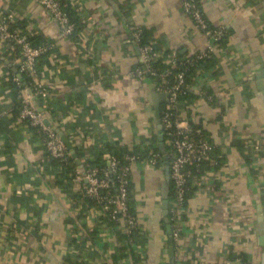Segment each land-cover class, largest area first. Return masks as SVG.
Returning a JSON list of instances; mask_svg holds the SVG:
<instances>
[{"label":"crops","instance_id":"crops-1","mask_svg":"<svg viewBox=\"0 0 264 264\" xmlns=\"http://www.w3.org/2000/svg\"><path fill=\"white\" fill-rule=\"evenodd\" d=\"M68 1L83 24L76 40L63 38L36 0H0V16L13 13L30 37L56 45L50 66L38 78L52 93L44 112L56 119V129L73 150L79 148V159L87 153L86 138L114 139L131 153H145L156 145L148 99L155 83L130 74L141 65L130 27L148 31L149 45L165 60L174 53L189 57L206 51L208 37L180 0ZM199 3L208 23L224 29L226 44L213 53L218 60L213 68L197 71L214 101L196 89L195 79L194 98L183 115L203 128L223 162L196 183L178 242L170 241L162 215L165 187L169 201L171 193L164 166L134 162L133 208L144 231L136 241L146 255L143 264H170V248L175 264H238L241 256L249 264H264V150L252 151L253 144L264 143V0ZM10 68L15 71L0 54V264H65L68 253L74 261L77 248L67 240L82 224L74 236L75 244L89 245L83 263L114 264L115 232L106 223L77 217L81 206L70 198L76 193L73 180L62 184V168L44 162L43 139L19 115L13 120ZM43 104L34 100L38 110ZM178 108L183 111L182 102Z\"/></svg>","mask_w":264,"mask_h":264},{"label":"built area","instance_id":"built-area-1","mask_svg":"<svg viewBox=\"0 0 264 264\" xmlns=\"http://www.w3.org/2000/svg\"><path fill=\"white\" fill-rule=\"evenodd\" d=\"M45 11L56 21L60 34L65 39H70L74 32V23L69 15L63 10L57 0H36ZM182 9L188 15L196 27L206 34L209 39V47L206 51L197 53L194 58L210 57L215 51L222 52L224 45H219V41L224 37L223 28H211L206 20L201 8L196 0H180ZM16 18L13 13L8 12L0 16V54L4 57L5 46L8 44L10 50L16 52L12 65L18 71L11 80L19 88L17 99L20 102L19 116L22 120L27 121L32 127H37L44 134V162L49 163L51 158L59 159L65 164L72 153L67 148L64 141L58 135L56 129V119L51 117L50 112H44L43 108H47V104L52 99V93L48 87L37 77L36 62L38 58L46 53H51L56 49L55 43L46 41L39 45H34L29 35L24 32L21 27L14 26ZM134 40L138 43L141 55V67H136L130 74L132 77L142 79L145 76H160L165 79L171 75L172 71L167 69L157 74L152 68V62L158 59L157 50L152 45H139L141 29L139 27H130ZM189 57L186 62H191ZM52 60V58H51ZM171 67L176 68L173 81H164L159 85H154L155 91L167 94V101L161 111V124L163 129L164 146H169L167 152L169 158V179L173 185V199L169 201V216L172 226V237L175 242L182 238L183 234V213L185 207L183 205L185 195L189 189V180L191 173L186 169L188 165L200 167L201 163L208 161L212 166L217 163L215 157H212L214 145L203 134V128L194 127L191 120L183 115L188 110L189 103L183 104V111L178 108L179 96L184 93L187 88L185 81V72L182 69L184 63L178 60L175 55L166 59ZM181 66V68H180ZM201 70V69H199ZM28 72L35 78L34 82L23 86L22 78L19 73ZM195 79L198 82L197 88L199 92L205 96L208 101L213 102L214 97L211 95L204 80L196 74ZM34 100H40L43 104L41 110L34 105ZM164 136L166 137L164 139ZM107 142H96L93 139L86 138L83 141V151L87 152L83 159H80L81 167L75 173L73 178V186L75 192L83 198L93 200L89 204L85 218L86 222H96L101 214H107L114 220L115 224L111 229L122 230L128 234L129 239L125 241L128 249L140 253L142 262L145 260V252L140 243L134 241L132 234L135 230L143 231L140 226L138 217L130 212L128 206V189L129 176L131 167L137 161L135 155L128 154L125 159L129 161L127 166L118 168L116 158L106 150ZM91 147L95 150H91ZM105 148L103 155L107 160L108 170L103 173L98 167L92 165V161L99 153L100 149ZM264 150V143H255L252 145L253 152ZM159 154L154 151V146L150 145L145 152L144 161L155 167ZM221 157V156H218ZM63 168V170H64ZM112 177H115L112 179ZM204 177V176H203ZM202 177V178H203ZM85 182L83 188L81 183ZM201 179H192V185L201 184ZM114 188L115 193L110 194V189ZM107 225V224H106ZM89 248V245L86 244ZM118 246V245H117ZM77 250V249H76ZM74 252V250H73ZM120 264H131L129 257L120 261ZM240 264V259H237Z\"/></svg>","mask_w":264,"mask_h":264},{"label":"trees","instance_id":"trees-1","mask_svg":"<svg viewBox=\"0 0 264 264\" xmlns=\"http://www.w3.org/2000/svg\"><path fill=\"white\" fill-rule=\"evenodd\" d=\"M57 1L59 2L60 6L63 8V10L69 15L71 21L74 23V32H73L72 36L70 37V39L76 40L78 37V34L80 33V31L83 27V24L80 22V17L78 14L79 11L72 8L71 4L69 3L68 0H57ZM196 1H197L198 6L201 8L199 0H196ZM15 25L23 28V24L20 21H16L14 23V26ZM210 27L214 28L211 25H210ZM140 29H141V34H140L139 45L140 46H143L146 44L149 45V43H151V39H149L150 33L148 31H146L145 29H142V28H140ZM29 39L34 45H39V44H42V43L48 41V40H45L44 38H39V37L34 36V35L29 37ZM224 44H226V35H224V37L219 41V45H224ZM166 55H167V53H166ZM172 55H175V57L178 60H181L184 63V66H182V69L185 72V81L187 84V88L185 89L184 93H182L179 96V103L182 102V104H188L194 98V94L191 92V88L194 86V81H195V76L197 74V71L199 69L208 70V69L213 68L214 65L218 62L217 56H216V54H214L210 57L198 59V58H194L195 55H193V56H189V57H193L192 59H190L191 62H186V59L189 57H187L185 55H183V56L178 55L177 56L176 53H174ZM15 57H16V52L11 51L10 46L8 44H6L5 52H4V58L6 60H8L9 62H11V64H12ZM50 64L51 63L49 60V53L43 54L38 58V60L36 62V72H37L38 78H41L44 75V69L46 67L48 68L50 66ZM12 67H14V66L12 65ZM138 67H141V65H139ZM152 68L154 69V71H156L157 74H160L167 69L172 71L171 75L167 76L165 79H162L160 76H156V77L149 76L151 79H153L155 85H159V84L163 83L164 81H173L174 74L176 73V71H175L176 68L171 67V65L165 60V56H161L158 59H156L154 62H152ZM180 68H181V66H180ZM16 73H18V71L16 69H15V71H13V69H11V68L9 69V77H10L9 86H10L11 92L14 95L15 100H16V104H15L13 111H12V114H13L12 118L14 121H17L19 111H20V102L17 99L19 88L11 80V78L14 77L16 75ZM19 74L22 78L23 86L27 85L28 87H30L29 83H32L35 80V78L32 77L28 72H21ZM37 101H40V100H37ZM164 106L161 107V111L164 108ZM193 125H194V127L202 128L200 125H195V124H193ZM29 127H30L31 131L36 136H39L41 139L44 138L43 132L41 130H39L37 127H32L30 125H29ZM203 134L205 137H207L205 135L204 130H203ZM165 138L166 137L164 136V139ZM207 139H208V137H207ZM43 141H44V139H43ZM151 141H153L156 144L154 146V151L159 154V156L156 160L155 168L162 169V167L164 166V155L162 154L161 150L158 149L157 134H154L152 136ZM239 147H243V145L242 146L239 145ZM105 148L111 154V156L116 158V160L118 162V168L119 169H121L123 166H127L129 164V161H127L125 159L126 155H128V154L135 155L137 161L143 160L144 155H145V153H131V151L128 150L125 145L121 144L118 141H115L114 139L107 142ZM105 148L100 149L99 153L96 155V157L92 161V165L98 167V169L102 173H103V171L108 170L107 160L105 159V157L103 155ZM165 149L167 152H169L170 148H169V146H165ZM74 152L76 153V155L80 156L79 148L75 147ZM213 155L215 156V159L217 161V163L213 166L208 161H204L203 163H201L200 167H196L194 165L186 166V169L191 173L192 177L190 178L189 183H188L189 189L187 191V194L185 195V200L183 203L184 207H185V204H186L188 198L190 197V195L192 194V192L195 188V186L192 185V179H201L205 175V173L207 172V169H209V168H211L213 170L217 169L218 165H220L223 162V158L218 157L216 155L215 147H214L213 152H212V157H213ZM49 163H52L59 168H62L61 170H63V168H64V164H62V162H60L59 159L51 158L49 160ZM78 167L79 166L76 163L75 158L73 156H70L68 158V160L65 164V168L63 170L65 176H64V178L63 177L61 178L62 180L60 182L62 184L65 181H69L72 183V180L75 176L76 171L78 170ZM114 178L115 177H112V179H114ZM84 184H85V182L81 183L82 188H83ZM170 185H171L170 200H172L173 199L172 182H170ZM127 189H128V206H129L130 212L135 215V210L133 208V185L131 183V173L129 176V183L127 185ZM114 193H115L114 188H111L110 194H114ZM70 198H72V200L74 199L75 202L77 200V202L81 206L80 210L77 213V217L79 219L85 218L86 213H87V208L89 207V204L93 203V200H91L89 198H83L78 193L70 195ZM169 216L171 217V214H169ZM96 222L106 223L111 228L114 225H116L114 220H112L109 217L108 213L107 214H101ZM172 226H173V224H172ZM82 228H85L84 224H82L80 226V229L79 228L72 229V231H71L72 233L68 237V240H67L68 244L75 247V249L77 248V250H75V254L77 256L74 257L75 258L74 261L73 260L71 261V259H70L71 254L68 253V255H66V257L64 259L65 264H84L82 258L85 256V253L88 251V247L86 244H84V242L83 243L77 242L75 244V240L77 239V237L74 236V234H79V233L81 234ZM114 232H115V237H116V241H117V245H118V247L116 248L114 253H112L113 254L112 258H114V264H119V261H121L122 259L127 258V257H129L131 264H143L142 256L140 255V253H137L134 250L128 249V247L124 244L125 241H127L129 239L128 234L124 233L122 230H114ZM93 235H94V233L90 234L91 237ZM143 236H144V231H139V230H135L132 234V238L134 241L138 240L139 238H141ZM240 264H249V263L246 261L244 256H241Z\"/></svg>","mask_w":264,"mask_h":264},{"label":"water","instance_id":"water-1","mask_svg":"<svg viewBox=\"0 0 264 264\" xmlns=\"http://www.w3.org/2000/svg\"><path fill=\"white\" fill-rule=\"evenodd\" d=\"M148 99L154 107V122H155V127L157 130V146H158V149L161 150L162 154L164 155V169H165V174H166L167 183H168V182H170V179H169V158H168V155H167L164 143H163V141H164L163 140V129H162V124H161V120H160L161 119V107H162V104L167 101V94L158 93L155 91V88L152 87L151 92L148 95ZM58 134L61 137V139L64 141V143L66 144L69 151L72 153V156L75 158L76 163L79 165V167H81L80 159L77 157L76 153L74 152L70 142L67 140V138L60 131H58ZM166 184H165V186H166ZM165 189H164L163 200H162V215H163L164 222L166 224V229H167V233L169 235V239H170V241H172L173 240L172 225H171L170 219H169V200L167 197V187H165ZM169 255L171 257L170 264H175L174 263V250H173V248L169 249Z\"/></svg>","mask_w":264,"mask_h":264}]
</instances>
